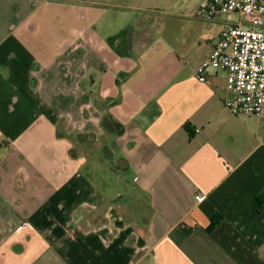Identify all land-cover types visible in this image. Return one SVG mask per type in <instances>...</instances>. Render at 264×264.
Returning a JSON list of instances; mask_svg holds the SVG:
<instances>
[{
  "label": "crops",
  "instance_id": "0c3cea01",
  "mask_svg": "<svg viewBox=\"0 0 264 264\" xmlns=\"http://www.w3.org/2000/svg\"><path fill=\"white\" fill-rule=\"evenodd\" d=\"M203 1L0 0V264H264V118L196 77L239 19Z\"/></svg>",
  "mask_w": 264,
  "mask_h": 264
},
{
  "label": "built area",
  "instance_id": "2783aa9c",
  "mask_svg": "<svg viewBox=\"0 0 264 264\" xmlns=\"http://www.w3.org/2000/svg\"><path fill=\"white\" fill-rule=\"evenodd\" d=\"M225 13H237L239 19L226 25L195 75L203 82L212 69H224L228 108L235 114L264 118V0H204L192 11L193 17L209 23ZM196 198L201 202L206 195L198 193Z\"/></svg>",
  "mask_w": 264,
  "mask_h": 264
},
{
  "label": "trees",
  "instance_id": "16d2710c",
  "mask_svg": "<svg viewBox=\"0 0 264 264\" xmlns=\"http://www.w3.org/2000/svg\"><path fill=\"white\" fill-rule=\"evenodd\" d=\"M186 128L188 129L189 133H190V137L194 136V130L192 129V127L189 124H186ZM212 222H215V218H212Z\"/></svg>",
  "mask_w": 264,
  "mask_h": 264
},
{
  "label": "rangeland",
  "instance_id": "374dc122",
  "mask_svg": "<svg viewBox=\"0 0 264 264\" xmlns=\"http://www.w3.org/2000/svg\"><path fill=\"white\" fill-rule=\"evenodd\" d=\"M139 255H140V254H139ZM139 255H138V256H139ZM149 262H150V261H148V260L146 261L145 259H143V260H141V261L139 262V264H150Z\"/></svg>",
  "mask_w": 264,
  "mask_h": 264
}]
</instances>
